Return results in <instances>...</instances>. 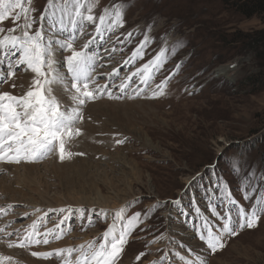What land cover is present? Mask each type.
<instances>
[{
    "label": "rangeland",
    "instance_id": "374dc122",
    "mask_svg": "<svg viewBox=\"0 0 264 264\" xmlns=\"http://www.w3.org/2000/svg\"><path fill=\"white\" fill-rule=\"evenodd\" d=\"M47 2L31 0L29 3V0H22L25 7L33 10L30 15L37 21L32 26L33 31L39 27V17ZM119 2L98 0L95 14L98 16L103 8ZM126 2L128 7L124 26L116 30V35L110 34L111 43L106 36L107 42L100 49L101 63L108 58L117 59L116 64L123 62L125 56L128 58L144 39L145 33L152 38V43L148 45L144 59L136 62L138 67L164 46L162 38H166L169 47L179 40L181 46L175 54H169L155 80L159 83L165 77H171L166 94L152 99L147 98L150 95L148 93L124 100L129 97L127 92L124 98L110 99L102 96L88 103L83 108L84 121H80L82 134L72 141L74 144L71 152L76 154L64 161L58 157L34 163L38 165V170L35 169L27 178V175L21 178L28 180L36 189L41 185L45 196L52 199L81 201L96 197L113 202L116 200L114 194L119 198L129 196L126 203H121L122 206L128 204V216L136 212L143 213L160 203L162 206L151 212L147 219L142 217L143 222L132 233L134 239L129 240L128 251L123 257V262H131L135 257L133 253L144 250L145 245L166 225L173 224L169 234L179 231L174 227L179 223L168 214L169 211H177V207H172L170 202L176 195L184 197L192 192L199 200L216 178L213 166L210 165L214 163L216 175L223 176L228 187L235 192L231 180L237 178L228 171V162L251 142L253 146L247 150V155L242 152L247 156L244 155V160H248L252 153L257 155L261 151L263 144H260V137L264 133V68L256 63L254 50L248 47L242 50L228 47L221 37L227 35L230 38L235 33L254 35L264 29V18L245 19L210 0ZM18 12V9L15 10L11 17L0 23L5 34L8 29L24 23L23 15L20 20H15ZM149 25L152 26L150 31ZM94 28V25H87L85 30L89 35L82 36L77 44L82 45L90 39ZM128 32L133 33L131 41L118 43L117 38L124 40ZM112 48L117 50L111 52ZM104 49H108L110 57ZM121 53L124 55L120 57ZM68 54L58 53L57 58L61 59ZM178 64L180 68L177 70ZM224 65H234L230 67V76H215L213 70ZM22 69L23 66L7 83L0 84V92L19 96L28 90L34 74ZM99 74L96 71L98 78ZM54 91L58 96L56 86ZM61 96H58L60 102L70 106L67 93H64V99ZM110 133L113 135L110 136ZM118 140L124 142L117 143ZM83 152L90 155L83 156ZM103 155L106 156V163L110 158L124 163L122 172H114L110 169L113 168L111 165L107 167L101 164ZM250 159L252 161L255 158ZM9 181L13 183L16 179ZM183 199L188 202V207L192 205L193 198ZM171 215L176 216V213ZM93 218L94 226L83 228L87 223L85 216L83 223L74 226L73 231L80 236L85 233L93 236L94 233L104 232L111 222V217L107 220L99 219L94 214ZM189 233L188 238L181 240L187 249L181 250L196 252L202 248V243L193 231ZM226 243H229L228 247L222 253L213 258L207 254L204 256L207 264H264V216H261L258 228L239 230L238 235L228 236L224 241ZM157 247L155 244L154 248ZM7 250L11 251V248L7 247ZM21 253L18 256L23 259L28 256L35 261L30 264H59L54 259L33 257L31 252Z\"/></svg>",
    "mask_w": 264,
    "mask_h": 264
},
{
    "label": "snow or ice",
    "instance_id": "6c2138e0",
    "mask_svg": "<svg viewBox=\"0 0 264 264\" xmlns=\"http://www.w3.org/2000/svg\"><path fill=\"white\" fill-rule=\"evenodd\" d=\"M98 6V0H48L39 17V27L33 31L32 26L37 21L30 15L33 11L31 8L25 7L22 0H0V23L11 17L17 9L19 12L15 15V20H20L21 15L24 16V23L17 28L8 29L7 34L5 29L0 28V84L12 79L21 66L23 71L34 74L31 86L22 95L0 92V163H34L54 152L58 153L61 161L71 159L76 153L69 151L67 145L75 136L81 134V130L75 125L83 120V106L105 94L110 99L121 98L113 94L109 84H97L95 73L97 67L103 66L99 63L102 59L100 49L107 42L106 36L110 40V34L124 26L128 4L126 0H120L119 3L103 8L97 16L95 9ZM87 25L95 26L94 34H91V38L85 43L78 45L77 42L82 36L89 35L85 30ZM151 27L148 26L149 31ZM132 35V32H128L124 40L117 38V42H130ZM162 42L164 46L155 56L121 80L118 85L121 93L130 88L135 78L138 83L131 89L135 96L150 93L147 98L155 99L166 94L171 77H165L156 83V76L167 62L169 54H175L182 42L178 40L171 47L167 45L166 38H162ZM150 43L152 38L145 33L144 39L124 61L123 66L135 65L137 61L143 60ZM116 50L112 48L111 52ZM104 51L111 56L108 49ZM64 52L69 54L58 59L57 54ZM65 68L66 72L62 70ZM176 68L178 70L180 65H176ZM118 76L119 69H114L108 74V79L111 82ZM54 86L68 94L71 106L60 102ZM112 87L117 85L113 83ZM128 98L134 96L129 95ZM244 155L234 154L228 162V167L232 174L239 178L243 199L249 202L248 204H241L233 197L223 176H216L215 165L213 175L216 179L204 190L208 194L209 208L215 217V223L203 216L193 197V208L198 220L192 224L194 233L212 252L225 246V236H235L239 230L256 227L261 216H264V169L248 165L243 159ZM213 193H219L215 200ZM170 203L179 207L181 199ZM161 206L157 203L143 213L136 212L131 216L127 215L128 205L111 212L103 208L73 209L71 206L49 209V212L65 215L53 228H47L44 232L40 231V226L47 213L38 217L23 231L16 229L17 239L8 242V247L29 248L32 245H47L53 239L60 240L71 231L66 222L72 220L73 216L84 221L87 212V223L83 228L94 226L93 214L99 219L107 220L111 217V223L100 236L75 246L52 251H33L31 255L45 260L55 257L60 264H118L133 231L143 219H147L151 212ZM7 207L11 209L13 206L10 204ZM0 214H6L2 207ZM181 215L188 214L181 210ZM0 232L7 237L13 235L12 232H5L4 228H0ZM143 255L144 253H141L136 259L139 260ZM174 255L182 264H194L179 252ZM168 260L169 257L165 253L159 264ZM8 261H11V257L0 256V264ZM195 264H205V261L197 256Z\"/></svg>",
    "mask_w": 264,
    "mask_h": 264
},
{
    "label": "bare ground",
    "instance_id": "6f19581e",
    "mask_svg": "<svg viewBox=\"0 0 264 264\" xmlns=\"http://www.w3.org/2000/svg\"><path fill=\"white\" fill-rule=\"evenodd\" d=\"M114 34L116 35L117 33H114ZM112 38H114V37H112ZM110 41H111V39L109 40V42ZM102 56H103V54H102ZM117 62H118L117 59H115V60L109 59V58L104 59V61H103V63H101V65L107 64V67L104 66V68H103V66H102V69H96V71H97V73H101V74L103 72H107V70H109V69L111 70L113 67H115V64ZM113 70H114V68L110 72H112ZM213 71H214L215 76L223 74L226 77L230 76L229 72H232L230 66H226V65L221 66L219 68H216ZM22 79H24V78H22ZM116 92L117 91H113V93H115V94H116ZM57 94H58V96L62 95L61 97L64 99V93H62V90L58 89ZM146 94H148V93H146ZM64 103H66V102H64ZM102 157L106 158L105 155H103ZM105 158L103 161L101 160L102 161V162H100L101 164H104V166H107V167H109V165H111L110 167H113V168H110V169H112V171H114V172H117V171L122 172V170H123L122 168L125 167L124 163H121L119 159H115V158H110V160L106 163L107 160ZM36 166H38V165L29 163V164H21V165H4V166L0 167V207L4 208L6 210V214H4L2 217L0 215V228L5 229V227H7V229L4 230L5 232H12L14 234L16 229L32 224L33 221H36L37 215H34L36 213V211H35L36 209L41 210L38 215H40L41 213L53 214L54 212H49L48 210L49 209H59V208L67 207V206H71L72 208H81V207H83V208L86 207L88 209L95 208L97 210L103 208V209H108L111 212V211H114V210L121 208L122 207L121 203L124 204L128 201L127 199L129 198V196L124 197L125 196L124 195L123 198H119V196L117 197L116 194H114L116 200H114V197H113L114 201L113 202L111 201L112 203L110 201L103 200V199L96 198V197L87 198V199L81 200V201H74V200L69 201V199H66V198H62V199L49 198V197L45 196V190H43L41 188V185H38V189H36L32 186V184H30L28 182V180L25 181L23 178H21V176L27 175L26 176V178H27L29 174H33L34 170L38 168V167L36 168ZM21 171H22V173H20ZM35 172H37V171H35ZM14 179H16V181L13 183L12 182L10 183L9 180H14ZM8 181H9V183H8ZM111 193H113V192H111ZM10 204L13 207L11 209H8L7 206ZM21 213H23V214L27 213V215H29V218L26 221L18 222L17 218L20 217ZM174 227H177L176 229H178V230L180 228L177 224ZM90 232H91V230H90ZM0 233H2V235H4L3 232H0ZM78 234L74 231L71 232L68 236L66 235L64 237V240H62L60 243H57V246L60 247L62 245L70 246V245H74V244H79L81 241V238H83V237L88 238V236L91 235V234L85 233L84 236H80ZM184 234L189 235L191 233L184 232ZM8 238L10 239V237H8ZM51 246H53V245H49L46 247L50 248ZM7 247H8L7 238L4 239V237H0V253L2 255H9V257H11L10 264L20 262V260L18 259L19 257L18 258H16V257L21 252H22L21 254H23V251H19V250H15V249H11V251H9V250H7ZM188 259H191V258H188ZM24 260L28 263H30V262L35 263V261L29 259L28 256ZM192 261L194 262L193 259H192ZM38 264H43V263H38Z\"/></svg>",
    "mask_w": 264,
    "mask_h": 264
},
{
    "label": "trees",
    "instance_id": "16d2710c",
    "mask_svg": "<svg viewBox=\"0 0 264 264\" xmlns=\"http://www.w3.org/2000/svg\"><path fill=\"white\" fill-rule=\"evenodd\" d=\"M210 1L216 2L218 6L221 7L222 9H229L231 11H234L235 13L243 16L245 19L253 18V17L264 18V0H210ZM226 36L227 35H223L221 38H223V42L226 45H228V47L234 46L233 48H237L238 50H242L243 48L248 47L251 48V50H254L256 63L264 68V29L257 31L254 35L235 33L234 35L230 36V38L229 36L227 37ZM240 41H242L240 45H235ZM251 143L249 144V146H247V148L242 149V151H239L236 154L239 155L242 152L246 154L247 150H249V148L253 146V144ZM260 144L261 145L263 144L261 151L257 155H255V153H252L248 158V160L246 161L248 165H255L257 169H264V133L260 137ZM250 158H255V159L250 161L251 160ZM227 168H229L228 164H227ZM228 171L230 172V170ZM236 178L237 180L235 181L231 180L233 188L235 189V194L244 204H248L249 202L243 199V195L240 190V180L238 177Z\"/></svg>",
    "mask_w": 264,
    "mask_h": 264
},
{
    "label": "built area",
    "instance_id": "2783aa9c",
    "mask_svg": "<svg viewBox=\"0 0 264 264\" xmlns=\"http://www.w3.org/2000/svg\"><path fill=\"white\" fill-rule=\"evenodd\" d=\"M235 66H236V65H235ZM230 67H231V68H233V67H234V65H230ZM233 78H234V77H233ZM230 82H231V81H230Z\"/></svg>",
    "mask_w": 264,
    "mask_h": 264
}]
</instances>
